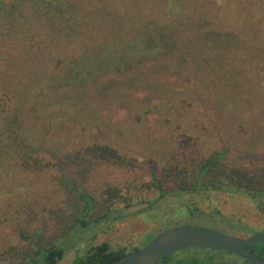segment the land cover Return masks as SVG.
I'll return each mask as SVG.
<instances>
[{"label":"rangeland","instance_id":"1","mask_svg":"<svg viewBox=\"0 0 264 264\" xmlns=\"http://www.w3.org/2000/svg\"><path fill=\"white\" fill-rule=\"evenodd\" d=\"M236 1L241 8L236 13L260 16L258 0L231 2ZM56 2L59 6L69 3L68 0ZM128 2L121 0L125 6ZM163 2L174 6L176 12L172 16L145 11L136 12L134 16L140 23L151 24L155 29L160 27V33L167 36L170 31L175 32L172 34L178 40L189 24L198 22L201 16L198 10L187 5L200 0H185L187 3L183 4L178 0ZM226 2L213 0L215 7L210 11L221 14ZM41 3L43 9L48 8L47 1L41 0ZM169 11L172 12L171 8ZM120 12L123 14V10ZM176 16L187 28L178 27L172 21ZM130 17L125 16L126 22ZM202 21L203 33L215 40L221 38L223 42L221 48L216 47L217 52H207L215 53L214 56L204 53L203 61H191L188 67L172 59L165 64L159 61L153 68H127L128 76L108 85L100 84L98 88L99 80L75 84L85 67L81 52L89 53L92 48L87 50L79 44L91 41L87 30L67 36L57 58L65 59L73 51L74 59L55 61L56 67L62 65L58 70L52 71L48 61L35 66L30 60L31 52L20 59L14 56L10 60L0 59V90L10 91V107L20 105L23 97L26 105L31 106L23 107L26 118L20 130L14 123L11 125L14 130H9L11 113L0 123V137H3L0 141L6 140V144H0V166L8 175V182H3L9 187L14 181L13 186L29 193L41 190L48 200V208H57L53 216L46 215L37 221L43 239L57 236L70 222V214L78 206L75 195L79 190L100 198L101 192L111 185L131 180L141 184L150 178L152 168L168 165L169 159L177 163L178 169L189 170L199 167L214 153L220 154L224 161L237 164L264 161V41L253 37L242 26H216L217 22L207 15ZM227 32L235 34L230 33V39L223 38ZM42 33L52 38L46 43V50L58 43L56 35L46 30L39 34ZM18 34L23 36L20 31ZM72 36L75 43L71 41ZM224 39L237 49H224ZM160 52V48L151 51L154 55ZM38 53L42 57L41 51ZM25 56L29 60L22 62ZM106 144L143 164L133 168L116 159L92 162L85 149ZM8 150L13 152L7 153ZM22 154L38 156L45 164L46 161L51 164L40 170L28 164ZM68 154L82 157L73 160L66 157ZM98 159L100 157L94 158ZM191 176V173L180 174L183 184L194 188L181 190L171 182L165 187L168 193L160 199L159 193L152 192L147 202L122 209L120 217L114 212V220L103 221L100 227L83 234L85 241L67 252L59 264H72L89 245L104 241L127 250L143 247L148 243L147 233L157 235L182 224L205 226L237 237L264 231V211L258 200L226 181L212 185L204 179L191 180ZM56 197L60 203L53 205ZM152 200L156 201L151 203ZM200 253L212 254L217 264L241 263L238 256L224 250L205 249Z\"/></svg>","mask_w":264,"mask_h":264},{"label":"trees","instance_id":"2","mask_svg":"<svg viewBox=\"0 0 264 264\" xmlns=\"http://www.w3.org/2000/svg\"><path fill=\"white\" fill-rule=\"evenodd\" d=\"M45 1L48 3L47 9H43L41 0H0V59L10 60L14 57L20 59L22 55L28 56L31 52L33 57L31 56L30 60L35 66L41 64L40 62L48 61L52 71L58 70L62 65L56 67L55 61L60 63L74 59L73 51L69 52L70 55L65 59L57 58V54L64 49L63 44L67 36L87 30L91 41H82L79 44L81 48L87 50L90 46L92 48L89 53L88 51L81 52V62L83 60L82 64L85 67L82 69L81 79L75 80V84L79 85L99 80L96 85L98 88L100 84L108 85L114 80L128 76L130 73L127 72V68L136 67L138 69L139 66L144 67L141 69L153 68L159 61L165 64L172 59L188 67L191 61H203L204 53L207 56H214L215 53H210L217 52L216 47L221 48L223 42L221 38L215 40V38L206 36L200 29L206 15L217 22L216 26H242L241 28H247L248 33H252L253 37L264 41V0H258L261 8L258 18L244 14L241 16L236 13L241 8L237 5V1L232 3L233 0H227L221 14H216V10L210 11L211 7H215L213 0H200L194 5L188 4V8L194 7L201 16L198 22L189 24V28L181 33L178 40L174 39L172 34L175 32L170 31V35L167 36L164 32L160 33V27L155 29L150 27L151 24L146 22L147 25L143 24V21L140 23V19L136 20L134 16L139 11L172 16L176 12L174 6L170 3L164 4L163 0H140L138 2L129 0L126 6L121 3V0H68L69 3L66 6H59L57 0ZM178 2L187 3L185 0H178ZM170 8L172 12L169 11ZM120 10H123V14ZM130 15L131 17L127 18L126 22L125 16ZM172 21H175L178 27L187 28L184 21L177 16ZM45 30L50 35H56L54 38L58 39V43L53 47L48 46V50H46L48 45L46 43L52 38L50 39L45 33L39 34ZM19 31L23 33V36L18 34ZM230 33L235 34L227 32V35L223 34V38L230 39ZM71 41L75 43L76 39L72 36ZM189 41L192 46L189 45ZM241 44L244 46L246 42L243 41ZM234 45L224 39V49L234 51L233 49H237ZM155 48L161 49L160 54L151 53ZM38 51H41L42 57ZM22 59V62L29 60L26 56ZM213 79L215 78L212 77ZM11 98L8 89L0 90V123L4 116H10L11 113L9 130H14L11 127L13 123L17 126V130H20L26 118L23 108L27 104L25 103L26 98L23 97V102L14 109L10 107ZM5 141H0V144H6ZM85 151L92 157V162H103L104 160L109 162L116 159V162L133 168L143 164L130 155L122 154L119 149L109 144L87 147ZM10 152L13 151H7V153ZM22 155L27 158L28 164H34L40 170L51 164L50 161H46L45 164L38 156ZM68 156L69 154L66 155ZM81 157L80 154L69 156L73 160ZM96 157H100V160H94ZM167 164L161 168H152L150 178L141 184L131 180L122 185H111L105 188L100 198L92 193L79 190L75 195L78 206L74 213L70 214V222L57 236L50 239L45 237L43 239L42 228L37 226V221L42 220L46 215L52 214L53 216L57 208H48V200L44 198L41 190L31 193L25 190L20 191L21 187L13 186L16 185L12 181L13 177H11L13 187H7L4 183L8 182L6 179L8 175L0 166V264H59L67 252L73 250L78 243L85 241L86 237L83 234L100 227L103 221L114 220V212H117L120 217L122 209L126 210L125 208L147 202L148 195L152 192L159 193L158 199H160L168 193L165 187L171 182L181 190L194 188L193 185L183 184V179L180 177L183 173H191V180L204 179L203 181L206 180L205 182L212 185L225 184L223 182L226 181L229 186L242 190L258 200L261 210L264 211V161L254 164H237L224 161L220 158V154L214 153L199 167L192 170L178 169L177 163L172 159H169ZM55 199L57 200L53 205H58L60 199L58 197ZM155 201L152 200L151 203ZM7 222L10 224L5 229H1ZM147 234L148 242L156 235L155 233ZM248 247L264 257V241L253 243ZM139 248L141 245L127 250L124 246L116 247L104 241L100 244L89 245L84 254L72 264L112 261ZM205 249L219 251V249L210 248H184L156 264H217L212 254L200 253V250ZM238 258L241 259L240 264H252L241 257Z\"/></svg>","mask_w":264,"mask_h":264},{"label":"water","instance_id":"3","mask_svg":"<svg viewBox=\"0 0 264 264\" xmlns=\"http://www.w3.org/2000/svg\"><path fill=\"white\" fill-rule=\"evenodd\" d=\"M261 241H264V231L246 237H237L205 226L182 224L161 231L145 246L127 252L116 260L94 264H156L184 248L219 249L252 264H264V257L248 247Z\"/></svg>","mask_w":264,"mask_h":264}]
</instances>
